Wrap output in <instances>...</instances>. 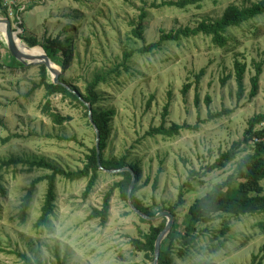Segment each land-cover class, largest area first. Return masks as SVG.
<instances>
[{
  "label": "rangeland",
  "instance_id": "obj_1",
  "mask_svg": "<svg viewBox=\"0 0 264 264\" xmlns=\"http://www.w3.org/2000/svg\"><path fill=\"white\" fill-rule=\"evenodd\" d=\"M169 1L178 0H19L22 23L11 21V25L21 42V38L28 37L71 38V59L64 70L58 68L59 75L83 95L93 76L107 74L118 65L120 68L124 51L156 42L161 32L195 27L205 19L217 20L229 4L247 7L259 0H204L200 8L186 9L160 6ZM153 4L160 7L151 8ZM142 8L147 13L146 29L142 40H138L131 30ZM0 17H6L1 10ZM228 36L230 41L222 49L215 47L210 37L199 35L164 43L154 54L134 55L126 63L127 71L120 68L119 76L97 89L100 99L95 108L113 112L104 158L128 156L127 164H138L141 173L138 185L142 187L136 197L152 213L164 211L175 203L178 189L187 182L188 172L213 164L233 142L242 140L247 121L264 113V15L229 29ZM0 39L4 41L1 30ZM0 53L2 63L7 62V48ZM235 59L247 65L246 92L239 102L233 76ZM255 63L261 64L262 74L258 93L250 99L249 79L255 72ZM201 70L204 75L197 85L199 104L196 105L195 76ZM222 79H226L224 85ZM39 80L37 66L0 68V160L44 159L63 170H79L95 143L94 129L85 117L87 110L61 95L52 96V112L71 119L62 125L54 124L44 109V89L27 95ZM187 84L191 87L183 96L181 90ZM207 96L209 105L205 101ZM167 104L168 113L163 117ZM221 111V117L207 121L208 112ZM198 120L205 122L198 124ZM162 123L165 127L198 124V129L183 130L173 137L145 136L150 127ZM60 137L75 140L61 141ZM250 144L243 145L236 159L224 169L209 173L202 181H190L185 203L173 216L180 231L188 224L191 204L235 172L237 163L252 152ZM46 174L42 169L18 166L3 175L0 264H22L15 255L17 252L45 264H56L55 254L64 257L66 264H150L130 244L131 239L147 233L149 225L130 212L117 191L110 200L104 226L99 220L87 218L92 208L101 207L105 193L119 180L116 174L100 170L86 200L81 197L86 179L71 182L58 177L50 230L35 227L46 192V183H40L26 219L21 222L18 215L26 188L32 179ZM156 176L158 184L154 190ZM261 185L264 195V180ZM224 224H228L229 233L219 240L213 238ZM260 225H264V213L238 219L215 215L212 222L198 226L200 237L190 256L175 258L174 264H251L252 256L260 259L263 255L264 227ZM261 263L264 264V259Z\"/></svg>",
  "mask_w": 264,
  "mask_h": 264
},
{
  "label": "trees",
  "instance_id": "obj_2",
  "mask_svg": "<svg viewBox=\"0 0 264 264\" xmlns=\"http://www.w3.org/2000/svg\"><path fill=\"white\" fill-rule=\"evenodd\" d=\"M204 0H178L169 1L160 4V6L174 7L178 9H186L187 7L195 6L200 8L201 2ZM215 2V0H213ZM160 6L152 5L151 8H159ZM0 10L8 17V13L4 8L1 7ZM22 16L23 12L18 13ZM264 15V0H259L256 3L251 4L247 7H240L236 4H229L224 10L222 15L217 20H202L195 27H184L177 30H171L169 32H161L158 40L156 42L149 43L142 46L137 50L124 51L122 54V63L120 68L123 71H127L126 63L134 55H147L159 52L162 49V45L168 42H179L182 39H187L191 37H196L199 35L210 37L212 44L217 48H225L229 41L230 36H228V30L231 28H238L242 24L251 21L257 17ZM147 19V13L144 8L140 9L139 15L135 27L131 30V35L138 40H142L143 34L146 29L145 20ZM16 20V19H15ZM13 20V22H15ZM22 23V17H21ZM23 42L29 48L41 47L46 56L57 65L60 69L64 70L71 59V51L69 43L71 38H65L61 40L60 36L51 38L49 36H44L42 40L35 37L21 38ZM6 45L3 40L0 39V52L5 49ZM9 60L2 63V57L0 53V68H12V69H24L22 63L16 61L14 57L9 53ZM39 72V83L33 84L32 88L28 91L27 95H31L36 89L43 88L45 92V105L44 109L48 113L51 121L56 125H62L64 122H68L71 119L68 117H62L58 113L52 112L50 109V97L55 95H61L62 98H68L71 101L78 104L83 110H87L86 106L78 99V97L71 91L67 90L65 86H68L71 90L78 92L74 87L62 78L61 75L58 77L59 84L51 83L50 77L44 65H38ZM119 65L107 74H97L93 76L91 81H89L84 88V94L81 95L77 93L80 98L83 99L85 103H88L92 110V120L99 131V158L100 165L104 169L117 170L122 168H129L133 171L135 176V182L131 192V200L133 205L142 213L147 216H154L156 213L150 212L145 208L140 200L136 197V193L141 189L142 186L138 185L141 180V173L138 164H127V157L123 156L121 158H104V150L107 146V139L109 136L108 123L113 116L112 111H98L95 107L99 101V95L97 94V89L100 85L107 84L111 81L112 77L119 76L121 70ZM255 72L253 76L250 77V90L249 98L253 99L256 97L259 89V79L262 74V66L260 63H255ZM247 71V65L239 60L235 59L233 62V76L236 85V99L237 102L241 101L246 92L244 86V78ZM204 75V70H201L195 76V93H194V103L199 104V94L197 91V85L200 78ZM226 79H222L221 84H225ZM65 85V86H64ZM191 84L184 85L181 90V94L185 96L189 91ZM206 104H210V98L207 96L205 98ZM169 105H165L163 109L162 116L165 117L168 113ZM233 112L230 111V113ZM229 113V112H228ZM223 115V112L207 113V121L219 118ZM85 117L88 119L87 112ZM205 120H198L199 123H204ZM264 123V113H259L251 117L247 121V127L243 132V138L240 141L233 142L230 148L219 155V157L214 161L213 164L206 165L205 167L199 169L198 171L190 170L188 172V179L185 184H183L178 190V195L175 203L167 207L165 210L169 211L173 216H175V210L178 207H182L185 203L184 196L185 190L189 189L191 184L190 181L193 179H198L202 181L209 173L216 170H222L229 163L233 162L237 155L239 154L243 145H251L252 152L246 154L236 165L235 172L227 176V178L217 184L214 189L205 194L203 197L196 199L193 204L188 208L189 221L182 231L179 230V226L175 221H173V226L167 235V237L162 241L160 247V255L158 259V264H174L175 258H184L190 256L191 252L195 250L197 241L200 237L198 233L199 225H206L213 221L215 215H228L238 219L243 215H253L257 213H264V195L263 187L261 182L264 180V127L259 128L261 124ZM88 124L89 120H88ZM198 124L193 126L189 124H171L169 127H165L162 123L158 127H150L145 133L146 137H173L180 134L183 130H197ZM2 126V122L0 121ZM61 141L75 140L74 138H59ZM18 166L26 167L28 169H42L48 172V174L34 178L29 183L26 188L25 195L23 196L20 203L19 219L24 222L26 219L27 211L29 210L33 197L36 192V187L42 182L46 183V192L43 200V204L40 209V216L35 224V227H44L47 229H52L51 218L54 215L55 209V199H56V182L57 178L60 177L67 181H77L81 179H86L87 183L82 192V199L86 200L91 192L93 191L97 180L98 174L100 173L97 156L96 147H91L87 154L85 155V162L83 167L79 170L70 171L63 170L57 165L48 162L44 159L40 160H23L21 158L10 157L5 160H0V190L3 191L1 182L3 180V175L10 168H15ZM119 180L112 184V186L105 193L101 207L92 208L87 216L88 220H99V224L104 226L109 217L110 210V200L115 191L118 192L120 199L126 204L127 207V193L131 182V174L128 171H122L116 174ZM158 184V176L155 177L152 188L156 190ZM236 184V185H235ZM131 213H133L130 210ZM139 221L144 224L149 225V230L147 233H142L140 238L131 239L130 244L132 248L139 253H143L145 258L153 263L154 258V243L163 230L166 220L161 219L158 222H149L142 218ZM264 227V225H260ZM228 224L225 225L223 229L218 230L213 238L220 239L229 233ZM221 245V243H220ZM263 255L260 259L257 256H252L251 264H262L264 259V248ZM22 264H45L40 259L32 260L23 253L17 252L15 254ZM56 264H66V259L60 257L59 254H55Z\"/></svg>",
  "mask_w": 264,
  "mask_h": 264
},
{
  "label": "water",
  "instance_id": "obj_3",
  "mask_svg": "<svg viewBox=\"0 0 264 264\" xmlns=\"http://www.w3.org/2000/svg\"><path fill=\"white\" fill-rule=\"evenodd\" d=\"M0 26L3 27V37H4V43L6 45V48L9 51V53L14 57V59L16 61L22 63L24 66L44 65L46 70H47V73L50 77L51 83L59 84V81H58V77L60 74V71L58 69L59 67L50 61V59L46 56V54L44 53V51L42 49L41 50L43 52V55L41 57H39L38 59L34 58L33 56H29L27 54H24L17 47V44H16L17 37L15 35V32L13 31V27L11 25V21L9 20V18L8 17H0ZM65 88L77 96V94L73 90H71L68 86H65ZM77 97L86 106L89 123L94 129L96 156H97V162H98L99 170H101L103 172H107V173H112V174H118L122 171L130 172L131 182H130V185L128 188V193H127V203H128L130 210L134 214L139 216L140 218H142L146 221H149V222H156L160 219L166 220V223H165L163 230L159 233V235L157 236L155 243H154V258H153L152 264H158L161 243L167 237V235L169 234V232L173 226V215L167 210L161 211L152 217L147 216L144 213L140 212L133 205L132 200H131V192H132L133 185L135 182V176H134L133 171L129 168H122V169H117V170H108V169H104L103 167H101L100 158H99V152H100L99 151V131H98L96 125L94 124L93 120H92L91 107L88 103H85L82 98H80L79 96H77Z\"/></svg>",
  "mask_w": 264,
  "mask_h": 264
},
{
  "label": "built area",
  "instance_id": "obj_4",
  "mask_svg": "<svg viewBox=\"0 0 264 264\" xmlns=\"http://www.w3.org/2000/svg\"><path fill=\"white\" fill-rule=\"evenodd\" d=\"M1 7L8 13V18L10 21L15 20V24H21V16L19 12H22L19 0H0ZM264 141V138L262 139Z\"/></svg>",
  "mask_w": 264,
  "mask_h": 264
},
{
  "label": "bare ground",
  "instance_id": "obj_5",
  "mask_svg": "<svg viewBox=\"0 0 264 264\" xmlns=\"http://www.w3.org/2000/svg\"><path fill=\"white\" fill-rule=\"evenodd\" d=\"M0 30L3 33V27L0 26ZM16 44L17 47L19 48V50H21V52H23L24 54H27L29 56H33L34 58H39L43 55V52L41 49L35 47V48H29L27 47L23 42H21L18 38L16 40Z\"/></svg>",
  "mask_w": 264,
  "mask_h": 264
}]
</instances>
